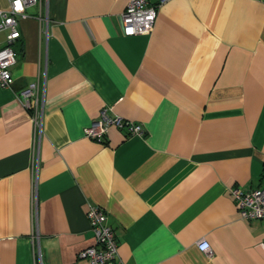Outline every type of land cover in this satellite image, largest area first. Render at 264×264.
<instances>
[{
    "label": "crops",
    "instance_id": "0c3cea01",
    "mask_svg": "<svg viewBox=\"0 0 264 264\" xmlns=\"http://www.w3.org/2000/svg\"><path fill=\"white\" fill-rule=\"evenodd\" d=\"M128 2L37 0L19 20L0 87V264L82 262L89 204L123 264H264V220L242 219L230 194L264 183V0H169L133 36ZM103 108L142 133L85 137Z\"/></svg>",
    "mask_w": 264,
    "mask_h": 264
},
{
    "label": "built area",
    "instance_id": "2783aa9c",
    "mask_svg": "<svg viewBox=\"0 0 264 264\" xmlns=\"http://www.w3.org/2000/svg\"><path fill=\"white\" fill-rule=\"evenodd\" d=\"M169 0H129L125 10L121 14V31L123 35L133 36L150 33L157 16L159 7ZM37 0H8V5L0 9V32L4 33V43L0 45V87L9 88L14 77L11 68L16 63V53L11 44L19 37V20L28 16L26 9L35 5ZM40 18V14L38 15ZM131 29V31H129ZM38 95L37 82H31L27 87L17 93L16 98L26 109L27 100ZM32 120L36 130L40 131L42 123V111L35 107ZM113 126L125 129L128 134L140 135L141 125L124 119L119 115H109L107 109L99 111V115L92 123L83 129L85 137L102 141L109 128ZM230 194L235 202L238 214L242 219L264 220V183L256 188L244 190L240 187L230 189ZM31 202L33 214L36 215V179H33L31 186ZM89 227L93 233L94 243L80 250L77 259L82 261L76 264H112L118 258L117 239L113 228L107 222L105 211L95 204H89L86 211ZM38 239L33 235V239ZM264 242V236H263ZM199 251L209 254L210 244L207 240L201 239L197 242ZM39 254V250L37 249ZM36 255V252H35ZM115 264H123L117 260Z\"/></svg>",
    "mask_w": 264,
    "mask_h": 264
},
{
    "label": "snow or ice",
    "instance_id": "6c2138e0",
    "mask_svg": "<svg viewBox=\"0 0 264 264\" xmlns=\"http://www.w3.org/2000/svg\"><path fill=\"white\" fill-rule=\"evenodd\" d=\"M17 7L19 8V0H17ZM129 31H131V29H129Z\"/></svg>",
    "mask_w": 264,
    "mask_h": 264
}]
</instances>
